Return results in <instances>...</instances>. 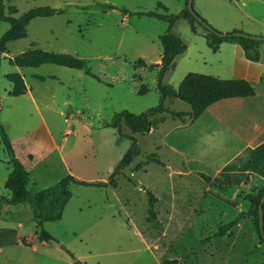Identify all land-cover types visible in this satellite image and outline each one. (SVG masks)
<instances>
[{
	"label": "rangeland",
	"instance_id": "obj_1",
	"mask_svg": "<svg viewBox=\"0 0 264 264\" xmlns=\"http://www.w3.org/2000/svg\"><path fill=\"white\" fill-rule=\"evenodd\" d=\"M201 1L194 0V10L221 31L216 20H209L200 12ZM0 2L7 11L13 8L15 16L43 6L64 10L59 15L32 20L27 26V37L8 42L0 56V124L16 155L22 154L27 141L33 147L39 143L41 148L28 150V160L20 158L30 175L28 188L39 192L51 187L69 175V170L86 181L108 180L132 145L129 139L132 133L125 123L115 126L119 113L127 110L141 114L157 106L160 99L158 72L150 66L160 59V35L167 31L168 25L155 18L129 14L156 11L158 3L177 14L185 7V0ZM218 2L233 12L245 9L241 0ZM177 26L182 39L191 38L197 43L188 42L189 49L178 57L175 69L164 76L163 82L174 88L188 73L212 75L207 74L211 70L204 64L215 57L205 39L192 35L187 22L181 20ZM9 27L8 23L0 22V39ZM30 50L77 55L83 59L84 68L52 64L16 66L15 60ZM140 60L148 67H141ZM14 76L24 84L26 80L28 95L10 96L14 91L10 80ZM141 88L147 91L139 94ZM181 106L189 108L179 99L169 107ZM163 117L152 118L153 126ZM44 123L60 149L48 160L40 158L49 147L53 149L54 142L42 136L46 132ZM173 124L169 120L154 134L136 135L141 153L117 177L116 188L72 184L73 198L62 219L44 224L53 237L50 241L40 240L30 204H4L0 217V264H66L60 256L79 259L83 264H162L167 259H177L182 264H262L264 244L250 219L235 231L234 243L231 237L227 241L216 239L218 249L206 244L217 237L219 227L229 220L226 205L224 210H209L203 217L201 214L206 211L197 208L193 215L200 216L186 221L192 211H176L178 219L171 220L168 190L173 170L153 155ZM9 161L0 135V197L12 196L5 186ZM149 191L157 194L152 192L157 198L156 218L149 213ZM232 192L235 190L226 189L227 194ZM251 192L242 188L239 194ZM244 205L249 207V202L244 201ZM210 214L225 219L219 222L216 216L209 218Z\"/></svg>",
	"mask_w": 264,
	"mask_h": 264
},
{
	"label": "crops",
	"instance_id": "obj_2",
	"mask_svg": "<svg viewBox=\"0 0 264 264\" xmlns=\"http://www.w3.org/2000/svg\"><path fill=\"white\" fill-rule=\"evenodd\" d=\"M218 1L222 0H208V3L202 0L200 2V12L206 18L216 20L217 27L219 26L223 33L237 29L248 34L264 36V0H241L242 7L245 9L237 12L230 11L228 6ZM162 5L165 6L164 4ZM165 7L170 13L168 7ZM218 7L221 8L216 9ZM212 16H215L216 19ZM181 20L188 23L190 32L194 37L206 40L204 29L198 26L197 32H193L190 23L185 19H180L173 25L172 31L176 35L182 39L180 32L176 29L178 28V22ZM179 27L183 28V26ZM183 29L185 31V28ZM185 34L187 36L186 32ZM189 40L182 39L186 44V51L189 49L188 42L197 43V40L191 38ZM208 48L214 53L215 57L204 64L208 65L211 70V73L207 74H212L210 76L225 80H246L254 86L255 95L217 101L206 108L195 122H192L190 117L180 119L173 117L170 113H188L191 111L190 106L189 108L181 106L180 109H174L169 106L172 107L178 99L168 98L166 100L165 106L168 112L160 115V117H164L147 134H154L159 127L169 120L174 123L162 136V145L156 146L157 153L152 154L153 157L156 156V159L162 165L167 163L168 167L173 170L168 190L172 210L171 220L173 221L177 218L174 215L176 211L191 210V216L187 215L186 221L187 219H192V217L198 218L197 216H200L197 214L193 215L197 208H204L206 212L201 214V217H203L209 214V210H224L226 205L228 207L227 210L230 212L228 213L229 220L226 222L228 223L238 215L247 213L250 207V202L246 199L247 194H239L240 189L245 188V191L249 189L251 192L264 187V44L259 48L260 59L258 61L247 59L241 46L236 43L224 42L217 51L212 50L209 46ZM161 57L162 53L160 59L154 65L161 63ZM178 57L175 60V67ZM142 67L146 68L148 65ZM155 69L158 72V68ZM25 85L27 92L23 96L28 95L30 91L26 80ZM167 85L172 86L171 84ZM178 88L174 89L177 90ZM43 126L46 132L42 136H47L48 139L54 142L53 149L49 147L40 158L41 160H48L52 158L55 151L58 152L60 149L47 125L44 123ZM30 144L31 142H25V147L21 150L22 154L20 156L16 155L19 160L21 157L28 160V150L30 149H35L36 151L41 149L39 143H36V147ZM22 163L24 164V162ZM24 166L28 170L25 164ZM69 172V174L75 176L71 170ZM205 177H208V179ZM93 181L96 180L88 182ZM104 181L107 182L106 179ZM227 188L235 190V192L229 195L226 193ZM234 193L237 195L235 196ZM154 194L157 195L156 193ZM213 199H216L217 203L213 202ZM244 201L249 202V207L244 205ZM217 215L210 214L209 218L216 216L215 220L219 222L225 219L223 216L219 217ZM248 221L249 218L247 216L243 217L227 232V235L213 237L206 244L218 249L216 239L229 240L231 237L234 243L235 231ZM233 248L235 247L233 246ZM60 257L66 264H74L76 260Z\"/></svg>",
	"mask_w": 264,
	"mask_h": 264
},
{
	"label": "trees",
	"instance_id": "obj_3",
	"mask_svg": "<svg viewBox=\"0 0 264 264\" xmlns=\"http://www.w3.org/2000/svg\"><path fill=\"white\" fill-rule=\"evenodd\" d=\"M186 0L185 7L177 14H170L165 6L158 4V10L142 13H132L129 15L147 16L166 22L168 24L167 31L160 36V42L163 48L161 63L150 66V68H158V90L160 94L159 104L141 114H134L127 110L122 111L118 115L116 127H119L123 121L129 128L132 135L129 139L132 141L131 148L125 153L121 161L111 174L110 178L105 181L88 182L78 180L75 176L69 174L55 185L48 187L39 192H33L28 188L30 175L24 164L16 157L12 142L9 140L5 128L0 124V135L3 146L9 156V173L6 181V188L11 192L10 198L0 197V217L4 204L19 205L30 204L35 222L40 230L39 238L41 241H50L52 235L44 229V224L47 222L60 221L64 215V211L68 203L73 198V193L70 189L72 184H81L90 187L107 188L118 186L117 177L128 168L140 155L141 149L138 144L136 135L149 133L153 127L152 118L163 115L168 112L166 109V100L168 98H177L191 107V111L185 112H170L173 117L184 119L190 117L192 122H195L202 113L213 103L222 99L234 97H250L255 95L254 86L242 79L225 80L218 77L205 75L201 73H188L179 88L176 90L172 86L163 82L165 74L174 69L175 60L178 56L186 51V44L182 39L172 31L173 25L180 19L187 20L193 32H197L198 26L204 29V36L208 46L217 51L220 45L224 42H232L239 44L243 49L247 59L258 61L260 59V46L264 44V40L252 39V34L245 33L242 30H233L226 32V36H219L221 31H218L211 26L208 21L202 18L195 10L191 12L188 8ZM110 8H114L110 6ZM162 9L163 12L159 11ZM63 9L53 8L50 6L37 7L29 10L21 16H15L13 8L6 10L4 4L0 2V22H6L10 25L9 29L3 34L0 39V56L6 51V44L11 41L23 39L27 37V26L29 23L38 18H47L62 14ZM127 14V13H126ZM198 19L206 23L205 27ZM237 33L245 34L238 36ZM142 66H147L144 60H140ZM139 63H136L139 65ZM16 66L20 68L37 67L44 64H52L70 69H83L84 61L77 55L68 53H54L41 50H30L24 53L15 60ZM93 78L100 80L95 74H89ZM14 84V91L10 96L20 97L27 92V87L18 76H14L10 80ZM143 86V85H142ZM144 88L139 90V94L146 92ZM150 158H153L152 156ZM149 196V213L153 218H156V202L157 198L152 192H148ZM264 197V187L253 190L246 195V199L250 202V207L247 213H242L228 223L219 227L216 236H224L232 229L243 217L247 216L254 224L259 239L264 243V238L259 226V205ZM162 264H182L177 259H167ZM264 264V262L262 263Z\"/></svg>",
	"mask_w": 264,
	"mask_h": 264
},
{
	"label": "water",
	"instance_id": "obj_4",
	"mask_svg": "<svg viewBox=\"0 0 264 264\" xmlns=\"http://www.w3.org/2000/svg\"><path fill=\"white\" fill-rule=\"evenodd\" d=\"M193 1L194 0H189L188 1V8L191 12H194V7H193ZM205 27H208L206 23L202 22L201 19H198ZM227 34L226 33H220L219 36L221 37H224L226 36ZM236 35L238 36H245L247 37L245 34H240V33H237ZM252 39H255V40H264V36H252L251 37ZM141 186V185H139ZM259 226H260V231H261V234L264 238V197L261 199V202H260V205H259ZM63 249L66 250V248L64 246H61ZM74 264H83L81 260L79 259H76Z\"/></svg>",
	"mask_w": 264,
	"mask_h": 264
},
{
	"label": "bare ground",
	"instance_id": "obj_5",
	"mask_svg": "<svg viewBox=\"0 0 264 264\" xmlns=\"http://www.w3.org/2000/svg\"><path fill=\"white\" fill-rule=\"evenodd\" d=\"M2 247V246H1Z\"/></svg>",
	"mask_w": 264,
	"mask_h": 264
}]
</instances>
